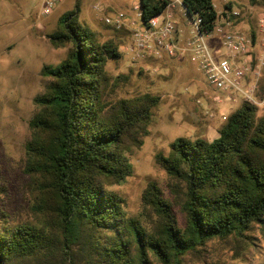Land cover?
<instances>
[{"label": "trees", "instance_id": "trees-1", "mask_svg": "<svg viewBox=\"0 0 264 264\" xmlns=\"http://www.w3.org/2000/svg\"><path fill=\"white\" fill-rule=\"evenodd\" d=\"M248 2L264 8V0ZM183 4L190 17L200 18L201 32L213 30L220 17L213 0ZM78 5L62 13L49 34L50 43L67 52L56 65L40 68L47 82L28 120L24 172L36 192L31 209L40 216L12 223L0 210V264H183L187 253L210 240H248L256 225L264 226V104L242 98L212 140L176 137L167 154H156L176 184L173 195L149 182L141 205L150 215H129L110 186L132 174L128 154L141 147L160 98L113 96L129 79L106 67L121 57L119 42L101 40L80 22ZM166 5L139 0L142 24ZM223 15L232 25L240 19ZM250 34L254 38L255 30ZM253 99L264 100V66Z\"/></svg>", "mask_w": 264, "mask_h": 264}, {"label": "rangeland", "instance_id": "rangeland-1", "mask_svg": "<svg viewBox=\"0 0 264 264\" xmlns=\"http://www.w3.org/2000/svg\"><path fill=\"white\" fill-rule=\"evenodd\" d=\"M78 1L80 22L96 31L101 40L119 42L121 57L108 60L107 70L113 74H127V82H119L115 97H131L141 93L159 96L160 103L153 109V120L140 148L128 154L133 172L121 184L110 186L125 200V209L131 216L147 219L150 215L141 205V193L149 182H155L164 196H172L175 183L156 162V154H167L169 144L178 136L203 137L212 140L225 117L242 101V94L234 90H220L210 86L206 76L187 55L159 62L133 61L123 47L129 41L133 24L140 25L133 6L139 0H62L49 15L41 11L42 0H0V210L4 219L12 223L37 222L40 215L32 211L33 185L24 172V144L29 137L28 120L35 111L33 98L42 93L47 79L40 74L44 64L56 65L66 55L67 47H54L49 34L58 17L75 8ZM100 3V11L92 8ZM216 10L222 9L214 0ZM237 30L256 33L257 41L263 37L257 27L264 8L238 0ZM119 12L127 15L124 26L117 30L102 21ZM175 17L181 23L191 21ZM181 19V20H180ZM180 37L189 36L188 30ZM222 33L204 35L214 57L226 53L222 46ZM260 50V49H259ZM247 87V80L243 81ZM230 94L231 100L225 99ZM178 201H180L178 199ZM179 223L183 222L179 207L175 206ZM183 264H264V226L256 225L245 242L234 238L213 239L196 252L184 256Z\"/></svg>", "mask_w": 264, "mask_h": 264}, {"label": "built area", "instance_id": "built-area-1", "mask_svg": "<svg viewBox=\"0 0 264 264\" xmlns=\"http://www.w3.org/2000/svg\"><path fill=\"white\" fill-rule=\"evenodd\" d=\"M61 1L42 0V13L49 15ZM166 1V8L150 18L147 25L141 22L139 4L133 6L140 25L133 24L129 41L123 47V51L128 52L130 59L159 62L167 59L176 60L178 56L187 55L189 60L196 64L206 76L210 86L224 91L234 90L241 93L243 99L258 105L264 104V100L256 102L253 99L256 83L264 66V16L260 17L257 22V27L263 35L262 39L257 41L256 34L253 38L251 34L237 30L229 17L223 15V12H227L233 17H238L239 9L236 5L238 0H219L222 9L217 11L220 17L211 32L223 34L221 44L226 53H220V56L214 57L204 38V35L211 32L199 30L200 18L190 17V22L180 24L175 17V10L178 11L179 18L185 19L184 17L188 15L183 0ZM230 2L235 4L231 10L225 11V6ZM213 6L216 7L214 0ZM100 7L98 2L92 5L96 11H100ZM126 20H128L127 15L123 12L113 17L104 16L102 18L105 25L117 30L124 26ZM188 25H190L189 36L184 39L180 35L186 31ZM245 80H247L246 88L242 83ZM228 95L231 100L232 96Z\"/></svg>", "mask_w": 264, "mask_h": 264}, {"label": "crops", "instance_id": "crops-1", "mask_svg": "<svg viewBox=\"0 0 264 264\" xmlns=\"http://www.w3.org/2000/svg\"><path fill=\"white\" fill-rule=\"evenodd\" d=\"M128 19H130V20H131V19H132V17H130V18H128ZM184 20H185V19H184ZM180 24H186V20H185V23L181 21V23H180ZM225 99H227V100H230V99H229V95H228V94H227V95H225ZM231 99H232V98H231Z\"/></svg>", "mask_w": 264, "mask_h": 264}]
</instances>
